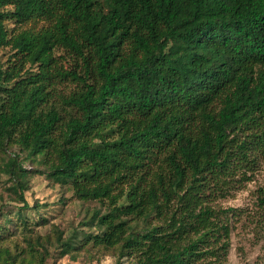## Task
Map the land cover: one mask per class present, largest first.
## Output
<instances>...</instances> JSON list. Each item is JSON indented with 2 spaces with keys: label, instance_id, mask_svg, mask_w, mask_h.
I'll list each match as a JSON object with an SVG mask.
<instances>
[{
  "label": "trees",
  "instance_id": "trees-1",
  "mask_svg": "<svg viewBox=\"0 0 264 264\" xmlns=\"http://www.w3.org/2000/svg\"><path fill=\"white\" fill-rule=\"evenodd\" d=\"M5 47L18 58L0 68V155L19 149L6 171L22 210L21 155L108 208L63 253L92 242L131 264L227 259L232 209L209 197L264 160V0H0ZM65 82L76 89L62 95ZM16 262L0 246V264Z\"/></svg>",
  "mask_w": 264,
  "mask_h": 264
},
{
  "label": "rangeland",
  "instance_id": "rangeland-1",
  "mask_svg": "<svg viewBox=\"0 0 264 264\" xmlns=\"http://www.w3.org/2000/svg\"><path fill=\"white\" fill-rule=\"evenodd\" d=\"M45 25L44 21L22 25L7 21L8 28L15 29V32L39 30ZM56 55H62L61 62L67 59L73 63L71 56L62 49ZM17 58L11 47L3 48L0 51V68L5 71ZM59 88L62 95H67L76 89V85L65 82ZM18 153V147L14 146L0 155V246L9 248L17 257L16 264H131L130 257L123 258L114 249L95 247L92 242L71 253H63L62 242L69 240L80 244L87 234L99 232L93 214L97 211L104 214L108 208L98 201L79 199L69 186L55 184L42 174L43 165L32 163L21 155L20 160L29 171L24 179L27 186L24 195L30 208L23 211L20 194L12 190L16 178L6 171V163ZM248 176V180L232 183L226 197H209V204L214 208L232 209L226 216L231 228L227 259L223 263L214 260L213 264H264V209L259 203L264 190V160ZM23 216L29 221V229L22 225ZM149 222L151 225L159 224L156 219Z\"/></svg>",
  "mask_w": 264,
  "mask_h": 264
}]
</instances>
